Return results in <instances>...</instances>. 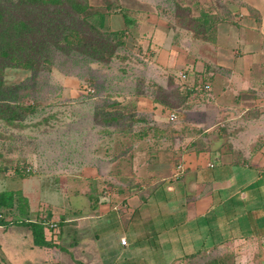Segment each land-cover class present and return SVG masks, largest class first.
<instances>
[{"label":"rangeland","instance_id":"1","mask_svg":"<svg viewBox=\"0 0 264 264\" xmlns=\"http://www.w3.org/2000/svg\"><path fill=\"white\" fill-rule=\"evenodd\" d=\"M82 1L89 6L82 14L88 19L121 5L120 0ZM242 1L138 0L128 15L134 25L150 23L140 40L161 28L184 46L215 40L216 34L220 43L226 27L236 23ZM100 45L105 53L91 63L79 53H57L49 71L32 79L28 69L3 73L6 85L23 86L18 102L9 104L12 112L0 113V192L13 193L11 205L0 207V264H156L144 260L139 248L127 253L115 248L121 238L127 241L131 221L140 217L127 201L142 192L131 191L141 184L134 176L166 175L194 154H227L264 166V65L257 88L239 90L231 80L213 94L183 88L173 73L164 74V87L146 82L141 76L150 70V55L131 33L103 36ZM150 47L158 48L152 42ZM119 77L138 78L122 81L123 88L134 83L140 92L146 86L160 116L136 117L118 102L106 109L114 102L106 83ZM67 78L71 92L62 94L60 80ZM109 124L135 130L100 131L99 125ZM109 157L118 159L110 167ZM84 167L110 170L117 178L93 181L97 191H79L88 181L73 175ZM29 223L40 226L44 245L33 243ZM171 264L239 263L234 253L218 249Z\"/></svg>","mask_w":264,"mask_h":264},{"label":"crops","instance_id":"2","mask_svg":"<svg viewBox=\"0 0 264 264\" xmlns=\"http://www.w3.org/2000/svg\"><path fill=\"white\" fill-rule=\"evenodd\" d=\"M242 2L236 23L226 27L220 43L216 34L215 40H190L184 46L175 43L173 36H167L161 28L150 29L148 38L140 40L138 34L144 35L150 23L134 25L128 15L133 10L132 4H139L138 0H120L116 12L94 15L89 20L103 32L124 30L139 40L144 52L150 55L146 59L151 63L150 70L141 76L146 82L154 81L164 87V74L173 73L184 88L195 77H210L204 90L218 94L224 86H231V80L239 90L257 88L262 80L264 0ZM150 42L158 48L152 49ZM180 73H185V79H181ZM137 79L119 77L106 83V90L113 96L110 99L114 100L107 103L106 109L118 102V106L131 110L136 117L150 114L156 119L160 107L150 104L152 99L146 86L140 92L132 86L134 83H129V88L122 86V81ZM60 82L62 94H69L71 81L67 78ZM99 128L114 132L132 130L127 124L99 125ZM117 160L109 157L106 162L110 167ZM182 166L184 171L178 178L173 176V166L163 176L158 175L159 171L134 176L141 184L131 191L142 192L127 201L129 211L140 217L131 221L125 235L126 245L118 241L115 248L125 253L139 248L144 260H154L156 264H171L218 249L234 253L239 264H264V166L239 162L227 154L209 153L187 156ZM73 178L88 181L79 191H97L93 181L117 176L110 170L84 167Z\"/></svg>","mask_w":264,"mask_h":264},{"label":"trees","instance_id":"3","mask_svg":"<svg viewBox=\"0 0 264 264\" xmlns=\"http://www.w3.org/2000/svg\"><path fill=\"white\" fill-rule=\"evenodd\" d=\"M88 8L82 0H0V113L12 112L9 104L18 102L23 86L6 85L3 73L7 68L28 69L32 79L39 71H49L57 53H79L91 63L105 53L100 47L103 36H120L124 32L101 31L89 20L91 17L82 15ZM209 79L195 77L184 88L205 91ZM12 194L0 192V207L11 205ZM27 225L31 227L33 243L44 245L40 226Z\"/></svg>","mask_w":264,"mask_h":264},{"label":"built area","instance_id":"4","mask_svg":"<svg viewBox=\"0 0 264 264\" xmlns=\"http://www.w3.org/2000/svg\"><path fill=\"white\" fill-rule=\"evenodd\" d=\"M180 77H181V79H185V77H186L185 73H180ZM204 88H205V90H207L208 86L206 85ZM168 117H169L170 120H174L175 113L174 112H170ZM183 171H184V169H183L182 164H178L176 166L175 170H174L173 176L175 178H178V177H180L183 174ZM120 243L122 245H126L127 241H126L125 238H121L120 239Z\"/></svg>","mask_w":264,"mask_h":264}]
</instances>
